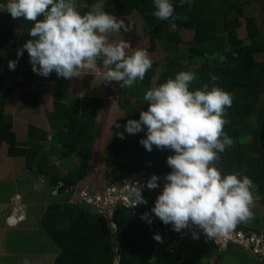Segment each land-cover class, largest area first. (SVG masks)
I'll return each mask as SVG.
<instances>
[{"label":"trees","instance_id":"16d2710c","mask_svg":"<svg viewBox=\"0 0 264 264\" xmlns=\"http://www.w3.org/2000/svg\"><path fill=\"white\" fill-rule=\"evenodd\" d=\"M9 0H0V148L3 144L10 145L9 156L24 157L30 171L45 178L51 187L52 194L60 185L69 190L75 189L93 171L92 161L95 157V144L103 136L104 127L98 118L105 109L103 97H85L72 99V79L58 78L56 73L43 77L32 71L29 55L25 51L19 58L14 71L9 70V61L17 60V50L31 37L28 35L33 22L23 18L13 19L7 11ZM81 14L86 13L97 0H76ZM85 2V3H84ZM108 13L123 18L139 12L144 20L143 30L149 35V51H156L157 42L169 45L183 44L181 31L193 34L188 43V64L167 59L166 69L161 71L154 82L157 62L147 71L143 81L137 80L130 88H121L113 82L119 91V104L126 112V118L119 119L110 141L111 154L106 159L107 169H120L122 172H136L165 177L171 169L166 160L173 155L169 150H159L155 146L148 152L139 141L146 138L145 132L135 135L128 134L124 125L130 119H139L140 111H146L148 105L143 101L145 92L174 77L189 64H199L200 73L190 86V90L210 83L209 73L218 76L217 86L233 95L231 108L226 109L225 119L230 121L224 131L233 139L231 147L220 153L216 166L224 174L241 172L249 176L258 186L259 198L264 206V62L257 63L256 57L264 58V36L254 16L247 14L249 2L246 0H191L180 6V0H170L174 15L181 17L172 21L159 20L153 16L154 0H103ZM85 4V5H84ZM186 17L187 19H182ZM42 19V17H41ZM245 24L246 37L241 38L240 29ZM230 48V51H225ZM216 53L225 56L226 62L207 57ZM104 67L103 58L97 61ZM25 78V81L7 86V79ZM41 78L56 82L54 94V112L49 118L51 132L34 124L28 127V141L20 143L14 127V118L7 113L6 97L12 98L18 88L32 89ZM135 90V102L139 112L134 114V105L130 90ZM127 93L129 96L127 97ZM32 96V97H31ZM3 97L4 99H2ZM36 104L39 97L25 95L23 97L28 108L29 99ZM252 122V125L250 123ZM255 122V126H253ZM117 124L120 125L117 128ZM146 131V130H145ZM118 133H123L121 139ZM248 138L247 143L241 140ZM49 147V149H48ZM78 157L77 166L68 174L63 173L62 164L55 161L70 160ZM152 164V166H150ZM147 204H141V211H150L154 207L159 193L150 196L145 191ZM69 195V197H67ZM73 194L65 193L59 202L49 204L43 215L41 224L60 249L55 264H113L114 256H119V264H222L226 253L222 250L208 248L203 241L191 243L176 235L171 224H163L159 218L154 222L155 231L165 235L168 247L179 242L174 254L162 253L154 235L144 227L138 216L124 207L115 211L117 231L111 227L107 215L94 214L71 203ZM151 207H146L148 204ZM117 232L120 237L117 238ZM244 232L263 236L251 231L239 223L231 232L235 236ZM252 232V233H251ZM120 241V242H119ZM235 243L230 241L226 250H232ZM241 246V245H239ZM241 257V256H239ZM251 264H264L263 259L256 256Z\"/></svg>","mask_w":264,"mask_h":264},{"label":"clouds","instance_id":"9594fccd","mask_svg":"<svg viewBox=\"0 0 264 264\" xmlns=\"http://www.w3.org/2000/svg\"><path fill=\"white\" fill-rule=\"evenodd\" d=\"M190 2L180 0V6ZM154 7L153 16L172 21V27L176 26V19H181L174 15L170 0H154ZM104 8L103 0H97L81 14L76 0H9L7 11L14 20L23 18L33 22L28 33L31 39L17 50V60L9 61V70H15L26 51L32 71L43 77L55 72L58 78L73 79L83 70H95L97 61L103 58L108 68L104 73L106 81L118 83L121 88H130L137 80L143 81L152 67L147 50L133 49L125 40L109 42V33L130 29L123 19ZM207 58L226 62L225 56L219 53ZM218 79L209 73L210 83L190 90L196 74L180 71L148 89L143 95L147 110L140 111L138 120L130 119L124 125L128 134L145 132L146 138L139 143L148 152L155 146L174 153L166 160L171 171L164 177L165 183L161 182L163 190L151 212H144L142 218L157 217L163 224H171L179 236L190 224L195 225L206 234L201 237L203 242L205 236L215 240L227 238L240 222L251 220L252 207L259 198L258 191H254L258 186L249 176L241 172L224 174L216 166L220 153L234 143L224 131L230 123L225 116L226 109L233 104V95L217 86ZM118 135L124 138L123 133ZM131 175L138 176L139 172ZM160 178L163 177L153 176L148 188H159ZM139 191L137 205L147 204ZM151 206L149 203L146 207ZM154 239L163 242L160 235H155ZM119 259L114 256L113 264H119Z\"/></svg>","mask_w":264,"mask_h":264},{"label":"rangeland","instance_id":"374dc122","mask_svg":"<svg viewBox=\"0 0 264 264\" xmlns=\"http://www.w3.org/2000/svg\"><path fill=\"white\" fill-rule=\"evenodd\" d=\"M249 2L247 8V14L254 16L256 22L264 36V0H246ZM85 3V2H84ZM85 5V4H84ZM0 9H6L0 7ZM125 24L129 26V31L124 32H112L108 34L109 42L118 43L125 40L130 43L133 49L141 48L146 49L149 58L159 64V68L156 70L154 82L155 83L158 74L166 69L167 59H173L176 62H181L185 66L188 64V43L193 39V34L188 31H181L183 38V44L179 46L169 45L166 42H157L156 51L154 53L149 51V35L143 30L144 20L139 14L135 12L133 15L123 18ZM245 24L240 29L241 38L246 37ZM129 53L131 49L128 50ZM257 63L264 62V58L261 56L256 57ZM199 64H189V69H183V71H191L196 74V79L199 77L200 68ZM108 68L100 67L97 64V68L93 71L83 70L79 77L72 79V99L74 98H85V97H103L106 100L105 109L100 112L98 121L103 125V136L97 140L95 144V157L92 164L95 166L96 172L93 173V177H96V183L98 184L104 179V176L113 177L120 176L123 173L120 169H107L106 159L110 156V141L112 139L116 123L119 119L126 118V112L122 110L119 104V91L113 82H108L104 79V73ZM54 73V72H53ZM52 74V73H51ZM25 78L14 79L9 77L7 79V86L12 87L15 83L23 82ZM56 82L49 81L41 78L39 82L35 84L32 89L18 88L12 98L6 97L8 103L7 113L12 115L15 123V131L18 134L20 141L24 142L28 139V124L36 123V126L44 128L48 126V120L54 112V101L53 97L56 93ZM135 90H130V96L134 105V114L139 112V106L136 104L134 98ZM25 95H34L39 97L38 102L35 104L34 99L31 98L29 101L31 105L28 108H23L25 105L23 97ZM129 93H127V97ZM32 97V96H31ZM4 99L3 97H1ZM23 110V111H22ZM28 110V111H24ZM252 125V122L250 123ZM255 126V122H253ZM248 138L241 140V143H247ZM3 146V145H2ZM2 148V147H1ZM6 152L9 150L8 147L3 148ZM49 149V147H48ZM2 151V150H0ZM1 160V159H0ZM20 161V160H18ZM78 157L75 156L70 160L60 161L59 159L55 162L57 164H63V171L73 170L77 166ZM98 179V180H97ZM49 195L42 191L43 196L39 197V191H35L32 188V179L29 177H18V180L14 183H0V202L8 201L14 194L21 192L25 194L27 200L32 201L31 217L27 209L17 210V223L8 222L10 232L8 234L7 245H2L9 252L19 253L18 259L22 260L27 257H41L45 259V263L49 261L50 264H55L54 255L60 251L57 244L53 241L46 230L41 226H37L38 218L41 216V212L46 209L49 204L59 202L61 199L53 196L52 189L49 185ZM44 197V198H43ZM17 203V202H16ZM39 204L42 206L39 207ZM15 211V209H14ZM253 218L247 222H240L243 226L251 231L260 232L264 234V206L255 200L252 207ZM14 212L12 213L11 219ZM1 219V217H0ZM27 220V221H26ZM3 224L6 223V218L2 219ZM8 221H10L8 219ZM26 221V222H25ZM24 222V223H23ZM252 233V232H251ZM180 238L186 239V245L189 247L191 243L201 241L202 235H206L203 230L199 229L195 225H189L188 228L180 232ZM252 237L253 234H248ZM198 237V238H197ZM204 240V246L208 248H214L222 250L226 253V258L222 264H251L256 256L258 259L264 260V237L258 236L259 238L250 240L244 234L238 235L237 240L241 243L234 244L232 250H226V247L221 248V237L215 239ZM234 235L231 234L228 244L232 241ZM241 256V257H239ZM0 264H20L17 260L6 259L3 254H0Z\"/></svg>","mask_w":264,"mask_h":264},{"label":"built area","instance_id":"2783aa9c","mask_svg":"<svg viewBox=\"0 0 264 264\" xmlns=\"http://www.w3.org/2000/svg\"><path fill=\"white\" fill-rule=\"evenodd\" d=\"M138 176L136 175V180H134V176L129 173L120 176H113L108 178V180L105 179L106 182L108 181V184L106 185H101L100 183L93 185L92 182H90L88 184V187L85 190H83L81 194L87 196V201L91 204L100 205V203H105V207H101V209L103 213L108 216V218L110 213H114L115 215V211L119 207H124L127 210L131 211L135 216L139 217V220L143 222L144 227L147 228L150 232H152L154 236L160 235L162 237L163 242H158L156 240L158 247L162 248L161 254L162 253L174 254V249L179 246V242H174L173 243L174 246L168 247L166 243L169 241L170 238L167 237L166 234L169 233L170 231H165V235L161 233H157L155 231V226H154V222L156 221L157 218L154 219L152 215H150V217L148 218H142L143 214H145L143 211H141L142 203L137 205L140 196L139 190H141V195L145 200V193H144L145 191H148V194L150 196H153L155 193L161 194L164 185L161 184V181L159 179L160 187L157 189H149L148 183L153 176L148 175L146 172L140 173ZM120 185L122 186V188H119ZM60 188L61 185L54 192L55 195L59 196ZM93 191L97 192L96 196H92L90 194ZM149 219L151 220V223H149ZM231 234L227 238L224 237L220 238L221 248L227 247L228 245L227 240H229Z\"/></svg>","mask_w":264,"mask_h":264},{"label":"crops","instance_id":"0c3cea01","mask_svg":"<svg viewBox=\"0 0 264 264\" xmlns=\"http://www.w3.org/2000/svg\"><path fill=\"white\" fill-rule=\"evenodd\" d=\"M8 107V106H7ZM23 111V110H22ZM24 111H28V110H24ZM34 124L36 125V123H30L29 125ZM43 129L51 132V125H50V121L48 120V126L44 127ZM20 141V139H19ZM28 139L24 142L20 141V143L25 144L27 143ZM4 146L10 148V145L5 143L3 144L2 148H0V183H14L15 181L18 180V177L24 178V177H29L32 179V188L35 191H39V197L43 196L41 194L42 191L46 192L49 195V188H47V183L45 182V178H42L40 175H37L36 170L35 171H30L28 169V164L27 161L24 157H11L9 156V150L6 152L3 148ZM20 160V161H18ZM78 163V161H77ZM63 165V164H62ZM93 168L95 167L92 164ZM64 174H68L70 173V170H64L63 171ZM96 177L93 178V182L92 184L96 183ZM53 196L61 199V197H58L57 195L53 194ZM44 198V197H43ZM17 202V203H16ZM33 202L30 200H27L25 194L18 192L16 194H14L8 201H2L0 202V254H3V256L6 259H13L14 261L17 260V263L20 264H50L49 261H47V263H45V259L41 260V257H27L24 258L22 260L18 259V255L19 253H14V252H9L8 251V246H7V250L5 248H2V245L6 244L7 245V241H8V234L10 232L11 229H9V227H7L8 219L12 217V213L14 212L13 216L17 217V210H22V208H25L28 210L29 212V217H31V212H32V206H33ZM39 207L41 208L42 206L39 204ZM48 207V206H47ZM46 209L43 211V213L41 212V216L37 217L38 218V222H37V226H41V221L43 218V215L45 214ZM15 209V211H14ZM6 218V223L3 224L2 219ZM27 221V220H26ZM25 221V222H26ZM24 223V222H23ZM60 251L58 253H56L54 255V261L56 260V258L58 257Z\"/></svg>","mask_w":264,"mask_h":264},{"label":"water","instance_id":"95a60500","mask_svg":"<svg viewBox=\"0 0 264 264\" xmlns=\"http://www.w3.org/2000/svg\"><path fill=\"white\" fill-rule=\"evenodd\" d=\"M92 178H93V175L90 174L85 180L80 182L79 185L75 189H71V190H69L67 187L61 185L59 193L61 196H63L65 193H67V194L72 193L73 195L70 196L71 203L79 204L82 208H84L86 210H90L94 214H102L103 211H102L101 207H105V203H100V205L91 204L87 201V196H84L81 194L83 192V190H85L88 187V184L91 182ZM134 178L136 179V176H134ZM106 180H108V178H106ZM160 180L163 184L165 183L164 178H160ZM108 187H110V186H108ZM119 188H122V186L120 185ZM90 194L92 196H96L97 192L93 191ZM67 197H69V195H67ZM114 216H115L114 213H110L109 214V218H110L109 220H110L111 227L113 228V230L117 231V225H116V221H115ZM16 221H17L16 218H13L10 220L11 223H15ZM119 237H120V234L117 232V238H119ZM254 238H256V237L254 236ZM232 241L235 244H238V245L241 244L236 238H233Z\"/></svg>","mask_w":264,"mask_h":264},{"label":"flooded vegetation","instance_id":"af4514ba","mask_svg":"<svg viewBox=\"0 0 264 264\" xmlns=\"http://www.w3.org/2000/svg\"><path fill=\"white\" fill-rule=\"evenodd\" d=\"M94 172H96V169H93V171H92L91 174L93 175ZM107 177H108V176H104V179L101 180L99 183H100L101 185H106V184H108V181H107V182L105 181V179H106ZM93 178H94V177H93ZM93 178H92V179H93ZM97 180H98V179H97ZM91 182H93V180H91ZM248 234H249L248 232H244V235L247 236V239H248V240H250V238H253V239L259 238L258 235H256V234H253L252 237L249 236ZM254 236H255L256 238H254Z\"/></svg>","mask_w":264,"mask_h":264},{"label":"bare ground","instance_id":"6f19581e","mask_svg":"<svg viewBox=\"0 0 264 264\" xmlns=\"http://www.w3.org/2000/svg\"><path fill=\"white\" fill-rule=\"evenodd\" d=\"M17 222V221H16Z\"/></svg>","mask_w":264,"mask_h":264}]
</instances>
